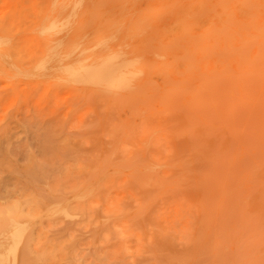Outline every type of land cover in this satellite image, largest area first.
I'll return each instance as SVG.
<instances>
[{"label":"rangeland","instance_id":"374dc122","mask_svg":"<svg viewBox=\"0 0 264 264\" xmlns=\"http://www.w3.org/2000/svg\"><path fill=\"white\" fill-rule=\"evenodd\" d=\"M0 27V214L30 227L0 264H264V0H0Z\"/></svg>","mask_w":264,"mask_h":264},{"label":"bare ground","instance_id":"6f19581e","mask_svg":"<svg viewBox=\"0 0 264 264\" xmlns=\"http://www.w3.org/2000/svg\"><path fill=\"white\" fill-rule=\"evenodd\" d=\"M59 26V25H58ZM58 26H56V24H52V23H47V24H44V25H42V27H41V32L42 33H44L45 34V36L47 37H50V35L51 36H53V34L55 35V33L58 31V29H57V27ZM60 27V26H59ZM56 29H57V31H56ZM7 37L9 38V36L6 34V32L0 27V64L1 63H5V62H7V58L9 57V56H12V48L8 45L7 46V44H8V42H7ZM52 38V37H51ZM50 38V39H51ZM46 39H48V38H46ZM10 42H12V40L10 39L9 40ZM9 42V43H10ZM11 45V44H10ZM62 56V55H61ZM10 58V57H9ZM8 58V59H9ZM59 60H61V58H58ZM63 60V59H62ZM61 60V61H62ZM61 61H59L60 63H62V64H64L63 63V61L61 62ZM58 62V61H57ZM76 62V61H75ZM79 63V62H78ZM58 64V63H57ZM57 64H55V65H57ZM75 64V63H74ZM77 64V63H76ZM115 64V63H114ZM126 64V63H125ZM60 65V64H59ZM127 65V64H126ZM125 65V66H126ZM42 66V65H41ZM58 66V65H57ZM57 66H56V68H57ZM61 66H63V65H61ZM64 66H66V68H71L70 66H68L67 67V64L66 65H64ZM72 66H73V64H72ZM115 66V65H114ZM123 66V65H122ZM130 65H129V63H128V67H129ZM58 67H60V66H58ZM74 68H71L72 70H70V71H72V72H75V71H78V70H84V68L82 69V66H81V64L79 65V66H73ZM98 67V66H97ZM110 67V66H109ZM99 68V67H98ZM119 68V67H118ZM124 68V67H123ZM99 69H101V68H99ZM114 69V70H113ZM113 69H110L109 71H107V73H108V75H114L113 73H114V71H116V69H117V67L116 68H113ZM121 69V68H120ZM59 70V69H58ZM69 70V69H68ZM88 70V69H87ZM89 70L91 71V68H89ZM97 70V69H96ZM128 70V69H127ZM59 71H61V70H59ZM63 71V70H62ZM64 71H66V70H64ZM122 71H123V69H122ZM85 72H86V70H85ZM84 71H83V75H84V77H86L85 75L87 74V72L85 73ZM99 72V71H98ZM128 72H130V70L128 71ZM132 72V71H131ZM61 74L63 73L64 74V72H60ZM67 73H68V71H67ZM70 73V72H69ZM88 73H90L89 71H88ZM91 73H92V71H91ZM96 73V72H95ZM105 73V72H104ZM72 74V73H71ZM82 74H80L82 77L81 78H84L83 77V75ZM103 74V73H102ZM123 74H124V72H123ZM65 75H68V74H65ZM121 75V74H120ZM119 75V76H120ZM87 76H88V74H87ZM104 76V75H103ZM112 76H110L111 78H112ZM114 77V76H113ZM116 77V76H115ZM121 77H123V75L121 76ZM117 78V77H116ZM119 78V77H118ZM118 78H117V81L119 82V80H118ZM85 79V78H84ZM110 79V78H109ZM113 79H115V78H113ZM124 79V78H123ZM122 79V80H123ZM121 80V79H120ZM107 81V80H106ZM106 81H105V83H106ZM111 80H109V82H110ZM117 81H116V83H117ZM112 82V81H111ZM115 82V81H114ZM121 82V81H120ZM104 83V84H105ZM113 84H115V83H113ZM108 85V84H107ZM110 85H112V84H110ZM120 85V84H119ZM16 204V203H15ZM21 204H22V202H21ZM22 207V206H21ZM7 213L9 214V215H5L4 217L2 216V214H0V247H2V246H4V245H6L7 246V244H10V243H12V244H17L18 243V240L20 239V237L21 236H23V233H24V229H27V227H28V229L27 230H29V226L27 225V223H26V227H24V226H22L21 225V222H20V220H21V218H20V214H21V210H20V208H18L17 206H12L8 211H7ZM19 216V217H18ZM18 218H19V220H18ZM22 222H24V221H22ZM26 222V221H25ZM24 222V223H25ZM29 231H26V233H24V237H22L23 239H26V237H27V235L30 233H28ZM28 233V234H27ZM21 241H23V240H21ZM21 243V242H20ZM24 244V243H23ZM5 246V247H6ZM19 245H17V247H18ZM23 247V246H22ZM27 247V246H26ZM4 248V247H3ZM8 248V247H7ZM6 249V248H5ZM1 250H2V248H1ZM0 250V253L2 252ZM22 250V249H21ZM28 252V251H27ZM22 254V253H21ZM17 255H18V253H17ZM22 256V255H21ZM4 257V256H3ZM23 257V256H22ZM1 259V258H0ZM20 259H21V257H20ZM23 259V258H22ZM10 262V261H9ZM16 262H17V260H16ZM15 263V262H14ZM2 264H3V262H2ZM17 264V263H16Z\"/></svg>","mask_w":264,"mask_h":264}]
</instances>
